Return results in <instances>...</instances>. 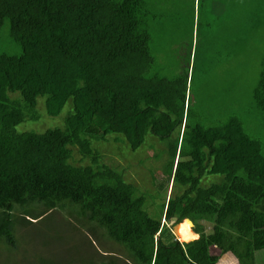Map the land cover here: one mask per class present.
I'll list each match as a JSON object with an SVG mask.
<instances>
[{
    "label": "trees",
    "instance_id": "16d2710c",
    "mask_svg": "<svg viewBox=\"0 0 264 264\" xmlns=\"http://www.w3.org/2000/svg\"><path fill=\"white\" fill-rule=\"evenodd\" d=\"M208 1L198 29L211 63L224 33L241 59L264 30V0H215L212 9ZM148 21L144 0H0V243L16 244L17 208L42 207L41 220L72 204L98 241L122 245L124 264H219L215 245L239 264H264L262 144L238 117L189 125V64L178 62L183 73L173 79L159 76ZM252 103L264 117V55ZM39 104L49 117L69 104L65 128L19 132L40 119ZM109 136L132 152L147 136L166 147L165 173L179 192L158 217L150 213L158 190L142 191L103 162L96 144ZM74 148L88 164L74 162ZM187 218L200 237L182 243L170 224ZM105 257L123 264L113 252Z\"/></svg>",
    "mask_w": 264,
    "mask_h": 264
},
{
    "label": "rangeland",
    "instance_id": "374dc122",
    "mask_svg": "<svg viewBox=\"0 0 264 264\" xmlns=\"http://www.w3.org/2000/svg\"><path fill=\"white\" fill-rule=\"evenodd\" d=\"M144 1L151 34L153 29L152 54L155 60L157 59L159 76L173 79L183 73L182 65L178 62L189 64L187 109L191 105L194 114L189 125L192 127L201 121V124L211 126L223 119L238 117L247 132L261 142L264 154V117L252 103V91L258 80L264 55V30L253 37L241 59L238 55L239 45L237 42L230 43L224 33L222 55L211 63L206 46L203 47V34L198 29L199 20L202 22L199 9L204 0ZM214 1L206 3L208 9L213 8ZM154 16L157 17L155 22ZM208 21L209 17L203 24L211 29V26L207 25ZM228 28L234 30L235 25L230 23ZM42 100L44 99L39 101L43 102ZM69 109L68 104L59 117H49L45 116L46 109L39 104L40 119L25 122L17 129L19 132L37 133L48 129H64ZM41 111H44L45 115ZM221 112L224 116L220 118ZM185 118V122L188 121V113ZM182 131L184 133V127ZM180 132L181 130L175 135L179 136ZM151 137L147 136L144 146L135 152L129 150L122 140L117 141L111 136L106 141L97 143L95 148L101 153L105 164L124 173L126 179L142 191L154 193L158 190L152 200L154 209L150 208V213L158 217L165 200L176 195L179 189L174 187L173 180L165 173L169 158L168 154L163 153L166 147L160 140ZM74 153V162L88 164L89 160L84 159L78 149L74 148ZM159 154L161 155L158 157ZM207 181H204L205 184L215 183L218 179ZM43 212V208L37 205L30 207L26 212L18 208L15 210L16 244L8 246L0 243V264H103L111 260L105 255L111 256L112 252L122 258L119 261L123 264L127 260V252L122 245L108 239L98 241L99 237L97 239L92 235L90 228L93 224L81 215L77 206L67 204L65 209L58 208L43 219L36 220ZM173 222L170 225L176 236V226L173 227ZM187 224L190 225L188 222ZM204 224L206 233L213 235L214 226L208 222ZM192 229L194 231L193 226ZM176 238L178 239L177 236ZM211 254L222 256L219 264H239V260H236L231 252L222 255L218 245L211 248Z\"/></svg>",
    "mask_w": 264,
    "mask_h": 264
},
{
    "label": "bare ground",
    "instance_id": "6f19581e",
    "mask_svg": "<svg viewBox=\"0 0 264 264\" xmlns=\"http://www.w3.org/2000/svg\"><path fill=\"white\" fill-rule=\"evenodd\" d=\"M175 233L182 242H189L199 238V235L193 231L192 225H188L186 220L175 227Z\"/></svg>",
    "mask_w": 264,
    "mask_h": 264
},
{
    "label": "water",
    "instance_id": "95a60500",
    "mask_svg": "<svg viewBox=\"0 0 264 264\" xmlns=\"http://www.w3.org/2000/svg\"><path fill=\"white\" fill-rule=\"evenodd\" d=\"M186 221L189 222L193 227L195 226L194 222L191 219L187 218Z\"/></svg>",
    "mask_w": 264,
    "mask_h": 264
},
{
    "label": "crops",
    "instance_id": "0c3cea01",
    "mask_svg": "<svg viewBox=\"0 0 264 264\" xmlns=\"http://www.w3.org/2000/svg\"><path fill=\"white\" fill-rule=\"evenodd\" d=\"M196 234V233H195Z\"/></svg>",
    "mask_w": 264,
    "mask_h": 264
}]
</instances>
